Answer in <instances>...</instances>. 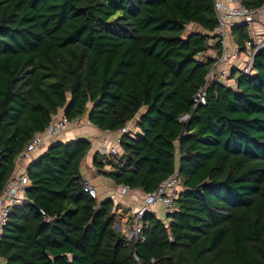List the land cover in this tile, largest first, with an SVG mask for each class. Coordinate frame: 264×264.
<instances>
[{
	"label": "trees",
	"instance_id": "1",
	"mask_svg": "<svg viewBox=\"0 0 264 264\" xmlns=\"http://www.w3.org/2000/svg\"><path fill=\"white\" fill-rule=\"evenodd\" d=\"M213 4L0 0V193L60 110L102 131L137 126L119 156L94 152L97 173L143 192L174 172L181 184L173 209L145 211L127 240L114 225L131 224L129 208L83 191L91 140L53 141L27 165L28 199L8 214L0 264H264V47L251 72L206 82ZM231 33L239 45L248 37L244 24ZM205 82L206 102L193 106Z\"/></svg>",
	"mask_w": 264,
	"mask_h": 264
},
{
	"label": "built area",
	"instance_id": "2",
	"mask_svg": "<svg viewBox=\"0 0 264 264\" xmlns=\"http://www.w3.org/2000/svg\"><path fill=\"white\" fill-rule=\"evenodd\" d=\"M213 3L217 21L210 33L215 36L217 46L202 52L212 58L205 75V81L216 79L230 83L234 80L237 72H251L256 53L264 47V3L259 6H247L242 0H213ZM238 24L246 25L248 30V37L242 45L237 44L231 33V29ZM206 82L193 94V106L206 102ZM188 116V113H183L180 118L186 119ZM81 120L79 117L69 118L64 113L54 116L41 132L31 137L24 149L17 155L16 169L0 193V234L11 208L21 205L28 199L26 194V188L30 184L27 175L28 163L49 143L72 137V129L77 128L81 124ZM136 128L133 120H128L116 132L104 130L99 137L95 152L100 156H119L118 145L121 135L128 134L134 137ZM180 186V178L177 172H174L155 190L143 192L142 204L129 211L131 224L126 232L127 240L133 239L141 232V218L145 211L150 210L152 206L161 204L164 207V213L173 209V202L178 197ZM83 191L91 197L97 196L96 187L85 175ZM130 191L128 185L120 184L117 191L110 195V198L114 200L116 196L127 195ZM39 211L48 220L44 210L40 209Z\"/></svg>",
	"mask_w": 264,
	"mask_h": 264
},
{
	"label": "crops",
	"instance_id": "3",
	"mask_svg": "<svg viewBox=\"0 0 264 264\" xmlns=\"http://www.w3.org/2000/svg\"><path fill=\"white\" fill-rule=\"evenodd\" d=\"M232 86L234 87V84H232ZM59 113H63V110H60ZM135 130L138 131V128H136ZM102 133H103L102 130H99L98 128H96L95 125L90 123L89 120L86 117H84L83 123L77 126V128L72 129V134H71L72 137L63 140V141H69V140H73V139H77L81 137H85L91 140L92 148L90 149L89 153L84 158L82 171L84 175L87 176L88 179L91 181V183L96 187V191H97V195L99 199L110 198V195L114 194L118 188V185L115 184L113 180H111L110 178L100 173H97L93 165L91 164L92 157H93V154L97 146V142ZM142 198H143V191L135 189V190H131L127 195L119 196V200L114 198V201L121 203L125 207H128L130 211L131 209L139 207L142 204ZM154 206H152L150 210H152L158 216L163 218L164 217L163 216L164 211H162L164 209L163 206L158 204V207H156L159 209V212H161V214H159L156 211ZM116 225L119 228L118 230H121L124 233H126L130 227V224L126 223L125 216L122 217L121 221L119 223H116Z\"/></svg>",
	"mask_w": 264,
	"mask_h": 264
},
{
	"label": "rangeland",
	"instance_id": "4",
	"mask_svg": "<svg viewBox=\"0 0 264 264\" xmlns=\"http://www.w3.org/2000/svg\"><path fill=\"white\" fill-rule=\"evenodd\" d=\"M194 24H189L188 25V27H190V28H194V26H193ZM235 75H237V74H235ZM234 87H235V85H234ZM82 119V118H81ZM84 119V118H83ZM83 119L81 120V123H83ZM81 125V124H80ZM79 136V135H78ZM83 170H84V168H83ZM99 190V189H98ZM100 196V195H99ZM97 198H98V195H97ZM115 199H118L119 200V196H116L115 197ZM155 207V209H156V211L159 213V214H161V212H159V209L158 208H156V207H158V204L157 205H155L154 206ZM162 211H164V209L162 210ZM124 217V216H123ZM120 220V219H119ZM121 221V220H120Z\"/></svg>",
	"mask_w": 264,
	"mask_h": 264
},
{
	"label": "water",
	"instance_id": "5",
	"mask_svg": "<svg viewBox=\"0 0 264 264\" xmlns=\"http://www.w3.org/2000/svg\"><path fill=\"white\" fill-rule=\"evenodd\" d=\"M256 54H257V53H256ZM204 185H205V182L199 184V185L197 186V188H196L197 191H200L201 188H202ZM114 227H115L116 229H119L118 226H117L116 224L114 225ZM38 243L41 245V247H43V244H42V241H41L40 238L38 239Z\"/></svg>",
	"mask_w": 264,
	"mask_h": 264
}]
</instances>
